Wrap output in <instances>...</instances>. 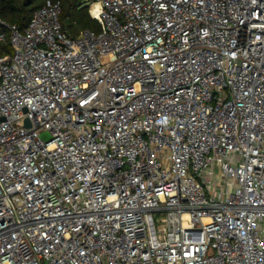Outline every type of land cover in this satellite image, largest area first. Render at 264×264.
<instances>
[{
  "label": "built area",
  "instance_id": "obj_1",
  "mask_svg": "<svg viewBox=\"0 0 264 264\" xmlns=\"http://www.w3.org/2000/svg\"><path fill=\"white\" fill-rule=\"evenodd\" d=\"M89 1L0 19V264H264V0Z\"/></svg>",
  "mask_w": 264,
  "mask_h": 264
},
{
  "label": "trees",
  "instance_id": "obj_2",
  "mask_svg": "<svg viewBox=\"0 0 264 264\" xmlns=\"http://www.w3.org/2000/svg\"><path fill=\"white\" fill-rule=\"evenodd\" d=\"M49 0H0V19L8 24H16L24 28L35 10L45 5ZM57 1V0H51ZM62 5L61 22L64 30L73 36L85 29L99 31L101 25L89 11V0H59ZM0 30L5 27L0 25ZM8 38H9V31ZM11 51V47L6 48Z\"/></svg>",
  "mask_w": 264,
  "mask_h": 264
},
{
  "label": "bare ground",
  "instance_id": "obj_3",
  "mask_svg": "<svg viewBox=\"0 0 264 264\" xmlns=\"http://www.w3.org/2000/svg\"><path fill=\"white\" fill-rule=\"evenodd\" d=\"M98 10H99V4L96 3V4L93 5L94 14H97Z\"/></svg>",
  "mask_w": 264,
  "mask_h": 264
},
{
  "label": "rangeland",
  "instance_id": "obj_4",
  "mask_svg": "<svg viewBox=\"0 0 264 264\" xmlns=\"http://www.w3.org/2000/svg\"><path fill=\"white\" fill-rule=\"evenodd\" d=\"M90 2V1H89ZM89 2L87 3V5H89ZM158 225H159V222H158Z\"/></svg>",
  "mask_w": 264,
  "mask_h": 264
},
{
  "label": "water",
  "instance_id": "obj_5",
  "mask_svg": "<svg viewBox=\"0 0 264 264\" xmlns=\"http://www.w3.org/2000/svg\"><path fill=\"white\" fill-rule=\"evenodd\" d=\"M28 124H29V121H28ZM44 136H47V134H44Z\"/></svg>",
  "mask_w": 264,
  "mask_h": 264
}]
</instances>
